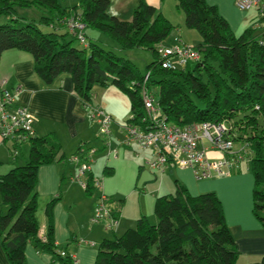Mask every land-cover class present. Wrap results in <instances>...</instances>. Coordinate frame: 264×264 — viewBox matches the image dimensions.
Listing matches in <instances>:
<instances>
[{
	"label": "trees",
	"instance_id": "obj_1",
	"mask_svg": "<svg viewBox=\"0 0 264 264\" xmlns=\"http://www.w3.org/2000/svg\"><path fill=\"white\" fill-rule=\"evenodd\" d=\"M61 1L0 0V18L7 19L0 24V58L10 50L28 54L44 85L62 74L70 75L73 93L86 109L92 106L95 86L114 87L129 101L133 117L127 119L128 124L144 125L143 85L168 124L184 128L206 122L227 123L233 143L247 148V165L254 177L253 212L264 230V33L256 27L262 20L257 18L236 35L217 8L205 0H174L184 15V27L201 38L194 46L200 60L192 62L191 68L188 62L183 68L166 70L156 46L163 44L176 26L144 0L137 1L130 21L109 15V0H78L71 7L61 6ZM30 9L41 11L39 21L19 16L21 10ZM70 17L79 18L85 29L100 32L122 51L150 52L153 61L145 74L141 75L131 61L91 41L86 47L74 46L76 39L68 31H58L66 28ZM42 25L50 26V31L43 32ZM26 141L27 161L0 175V202L6 207L0 213L2 250L9 264H26L28 244L61 264H76L54 240L52 209L58 198L46 205L44 235L36 218L38 168L61 163L66 156L51 136H33ZM13 142L10 149L15 158L13 151L22 142ZM172 168L168 163L167 169ZM96 179L92 173L86 178L84 192L88 196L95 193ZM175 185L174 194L155 199V223L141 216L134 227L101 241L94 264H236L234 237L216 195L208 192L193 197L182 185ZM111 211L118 221V211ZM254 264H264V255Z\"/></svg>",
	"mask_w": 264,
	"mask_h": 264
},
{
	"label": "crops",
	"instance_id": "obj_2",
	"mask_svg": "<svg viewBox=\"0 0 264 264\" xmlns=\"http://www.w3.org/2000/svg\"><path fill=\"white\" fill-rule=\"evenodd\" d=\"M109 1L108 14L110 16L122 21L131 20L133 9L138 0ZM144 1L175 25L165 13V7L170 3L171 12L178 15L181 20V15L177 14L178 10L174 0ZM205 1L210 6L217 8L219 14L236 35L257 21L256 12L237 9L236 0ZM58 31L59 33H66L68 30L64 27ZM180 35L184 36V40ZM262 39L264 40V36ZM177 40L191 47L200 43H194L197 41L193 42L192 36L180 29L174 37L168 39L163 45H173ZM3 82L9 91L16 93V104L26 107L34 115V136H51L61 145L66 156V160L61 163L42 165L38 168L36 218L40 233L44 235L47 230L46 205L51 200L58 198L52 209L56 244L60 248H65L66 252L75 258L76 264H94L98 244L104 239H113L121 235L141 217L140 201L143 198L137 199V206L135 207L132 204L133 201H129V198L134 199L131 197L133 194L131 192L127 193L126 198L122 199L121 197L118 200L106 194L109 208L119 213L117 217L118 226L113 229L107 228L108 219H103L97 224L92 223L91 219L97 196L95 193L88 196L78 183L71 181L75 166L68 159L81 144L95 147L97 151L91 167V173L95 179L106 175L114 176L117 168H120L121 162L119 163V156L114 159L109 157L108 153L105 154L103 143L98 146L97 125L89 117L88 109L74 95L70 75L62 74L51 84L44 85L34 71L32 58L24 52L10 50L4 52L0 58V84ZM92 106L101 107L113 117L110 148L116 149L118 155L124 151V154H133L136 160L140 159L136 164L131 162L133 158L130 159V162L127 160L131 164L130 179L137 181L140 174L148 170L154 179L148 181L150 184L143 183L142 187L156 185L154 191L159 196L175 193V182L182 185L193 197L213 192L221 203L225 223L234 237L238 251L236 264H254L261 259L264 255V230L253 212L254 177L247 165L248 160L238 164L239 172L234 171L229 175L201 181H196L189 169L172 168L163 171L150 169L145 165V159L149 157L148 152L139 150L135 145L125 147L120 144L117 137L122 134L120 128L131 115L127 97L114 87L95 86ZM114 137L117 138L113 146ZM12 142H3L0 138V162H2L0 167L6 163L8 171L14 166L23 165V162L27 161L29 152L27 141L22 142L20 147H17L14 158L10 149L13 145ZM233 148L238 151L240 146L234 144ZM212 157L219 159L221 156L214 153ZM105 169L107 170L106 174H104ZM148 178L151 177L148 176ZM155 199L148 198L147 202L151 201L153 205ZM5 211L6 207L0 202V213ZM25 261L26 264H61L54 260L50 254L38 252L31 244L26 246ZM0 264H9L1 243Z\"/></svg>",
	"mask_w": 264,
	"mask_h": 264
},
{
	"label": "built area",
	"instance_id": "obj_3",
	"mask_svg": "<svg viewBox=\"0 0 264 264\" xmlns=\"http://www.w3.org/2000/svg\"><path fill=\"white\" fill-rule=\"evenodd\" d=\"M235 6L241 11H255L258 20L256 27L264 33V0H236ZM69 34L80 46L88 45L85 36V24L79 18L70 17L65 21ZM260 27V28H259ZM156 51L161 57V66L166 70L183 68L188 62H198L200 54L197 49L177 40L172 46L159 44ZM148 77V74L146 78ZM16 93L0 84V138L2 141L24 142L34 136V115L24 106L16 104ZM141 98L144 110V125L125 123L120 129L125 147L135 145L139 150L148 152L151 156L145 159V165L153 170L163 171L168 163L173 168L191 170L196 181L229 175L238 169V164L248 160L247 148L234 150V143L229 135L230 126L225 122L201 123L179 128L168 124L160 116V109L155 98L145 85L141 88ZM89 117L97 125L98 134L107 148L109 157L117 158L116 149L110 148L111 127L113 117L99 106L88 108ZM133 116L130 115V118ZM78 152L68 161L73 163L75 171L71 181L78 183L83 190L87 188L86 178L91 173L93 157L97 149L81 144ZM16 155L17 150L13 151ZM221 157L214 159L212 154ZM102 180V179H101ZM95 189L99 190L91 222L97 224L108 219L107 228L118 226V221L111 216L108 197L103 191L102 182L95 180ZM64 253H62L63 255Z\"/></svg>",
	"mask_w": 264,
	"mask_h": 264
},
{
	"label": "rangeland",
	"instance_id": "obj_4",
	"mask_svg": "<svg viewBox=\"0 0 264 264\" xmlns=\"http://www.w3.org/2000/svg\"><path fill=\"white\" fill-rule=\"evenodd\" d=\"M77 4H78V0H62L61 1V6H64V7L65 6L71 7V6H74ZM169 6H170V3H169V5H167L165 7V13L169 17V19L175 23L176 28H174L172 30L169 37L166 40H164V42H166L168 39L174 37L180 29L184 32H188L189 36H192L193 42L197 41L194 43L201 42V38L196 31L189 30V29L184 27V25H183L184 24L183 13L179 10L177 11L178 12L177 14L181 15V20H180V17H178V15H175L171 12V8ZM42 15L43 14L41 13V11L36 10V9L21 10L19 12V16L21 18L27 20V21H31V20L39 21V19ZM6 21H7L6 18H4V17L0 18V24L5 23ZM123 21H125V20H123ZM49 27L42 25L40 28L43 32H49L50 31ZM61 31H63V30H61ZM84 33L86 35V38L88 39L87 41H91L92 43L97 44L98 46H100L101 48H103L105 50L113 51L114 53H116V55L131 61L132 64L136 67V69L138 70V72L141 75L145 74L146 69H147V65H149L153 61V56L148 51H144V50H140V49H133L130 51H122L108 37H106L105 35L101 34L100 32H98L96 30L86 28ZM180 36L184 40V36L183 35H180ZM73 45L76 47L80 46L77 41H74ZM193 64L194 63L190 62L188 65V68H191L193 66ZM151 92L154 95H157V92L155 90H153ZM117 137H118L119 141L123 140V134H119V136H117ZM117 137H114V139L112 141L113 146L115 145V141H116ZM97 139L99 142L98 146H101V144H102L101 137L99 136ZM97 139H96V141H97ZM104 152H105V154H107V148H104ZM123 152L124 151H121L120 155H118L120 158L119 163L120 162L121 163L119 164L120 168H117L116 174L114 176H109V175L107 176L106 175L105 177H99V180L102 182L103 191H104L105 195L107 194V195L111 196L112 198H115L116 200H118V198H121V197H122V199L126 198L127 193L131 192V194L133 193L131 195V197L134 199L132 200L131 198H129V201H133L132 204L135 207L137 206V199L143 198L142 200L140 199L141 200L140 201V210L142 211L141 216H144L150 223H155L156 217H155L154 212H153V205H152L151 201H149V203H148L147 199L148 198L149 199H152V198L155 199V198L160 197L159 194L154 191L156 185H149L148 187H147V185L144 187H138L139 178L137 179V181H134V180L129 178V174H130L129 170H130V165H131L129 162H130V159L133 158V159H131V162L136 164L137 162L140 161V159L136 160L135 156L133 154H127V153L124 154ZM23 163H25V162H23ZM4 164H5L4 166L0 167V175L5 174L8 171L6 168V163H4ZM14 167H16V166H14ZM148 183L149 182H146V184H148ZM98 193H100V191L95 189V195H97ZM164 195H166V194H164ZM134 215H135V211H134ZM134 225H135V223L129 227L132 228V227H134Z\"/></svg>",
	"mask_w": 264,
	"mask_h": 264
},
{
	"label": "water",
	"instance_id": "obj_5",
	"mask_svg": "<svg viewBox=\"0 0 264 264\" xmlns=\"http://www.w3.org/2000/svg\"><path fill=\"white\" fill-rule=\"evenodd\" d=\"M151 177V178H148ZM154 179V176L151 175V173L148 170L143 171L140 174L139 181H138V187H142V184L148 181H151Z\"/></svg>",
	"mask_w": 264,
	"mask_h": 264
}]
</instances>
